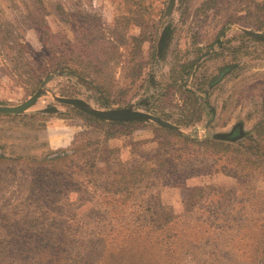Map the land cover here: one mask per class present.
I'll use <instances>...</instances> for the list:
<instances>
[{
    "label": "rangeland",
    "instance_id": "1",
    "mask_svg": "<svg viewBox=\"0 0 264 264\" xmlns=\"http://www.w3.org/2000/svg\"><path fill=\"white\" fill-rule=\"evenodd\" d=\"M140 24L150 38L135 57L142 69L131 73L127 66L135 59L129 38L141 33ZM166 27L167 48L164 43L159 52ZM86 29L93 32L87 40ZM257 33L264 34V0H0V106L25 103L47 81L44 95L25 114L0 115V260L4 243L20 237L38 245L51 237L79 242L74 251L114 238L105 231L111 219L104 211L110 205L99 197L94 210L90 200V193L103 192V181L112 178L99 173L68 185L67 177L89 171L84 161L91 158L106 173V160L127 163L135 152L144 163L173 149L179 150L175 164L183 172L161 171L155 183L165 213L170 208L174 216H184L186 200L201 187H223L224 193L213 195V206L188 216L202 230L199 247L191 251L211 256L206 264H249L252 240H264V163L241 164L234 151L242 142L234 144L224 135L238 125L246 136L263 114L264 40L252 36ZM90 39L111 43L102 74L90 69L83 78L57 71V65L70 64L81 72L78 65L86 61L82 55ZM224 69L229 73L216 81ZM94 79L104 89L91 83ZM188 90L199 97L191 110L202 120L178 127L174 122L183 117ZM58 97L81 99L96 110L132 108L207 143L185 144L152 121L113 126L59 103ZM50 108L59 112L43 113ZM62 152L69 158L52 161ZM145 167L158 171L160 162L154 159ZM216 170L225 173L193 176ZM148 198H138L136 206Z\"/></svg>",
    "mask_w": 264,
    "mask_h": 264
},
{
    "label": "trees",
    "instance_id": "2",
    "mask_svg": "<svg viewBox=\"0 0 264 264\" xmlns=\"http://www.w3.org/2000/svg\"><path fill=\"white\" fill-rule=\"evenodd\" d=\"M139 26L141 33L129 38L134 45L131 53L134 57L133 59L140 54L144 43L150 38L147 33L148 30L146 31L141 24ZM91 33H93L91 30H85L84 36L86 40L91 36ZM93 44L94 46H91ZM84 47L85 53L82 56L86 58V61H82L78 65L81 68V72H78L70 64L57 65V71L79 73L83 78H88L87 71L90 69H93L96 74H102L104 66L109 64L106 58L109 56L108 52L111 50V43L103 44L90 39L88 44H84ZM166 48L167 42L164 44V50ZM162 58H164V55ZM129 64L127 69L131 73H136L138 69H142V66L136 59L130 61ZM228 73L229 69H224L221 79ZM91 83L96 84L100 89H104V85L95 79ZM215 83H212L211 86ZM187 94L185 107L181 109V116L183 117L174 122L178 127L187 128L202 120V115L199 114L196 117L197 112L191 110L198 103L199 97L192 90H188ZM189 106L190 108H188ZM262 112L261 119L246 136L239 132L225 139L236 140L234 144L242 142L237 145L240 148L233 149L241 164L253 166L254 164L259 165L264 163V108ZM88 119L93 122H101L92 118ZM164 119L170 121L171 118L170 116L167 118L164 115ZM109 124L117 126L133 125L135 123L124 124L113 122ZM160 129L171 137L176 136V138L185 144L204 145L207 143L191 140L181 133L178 134L163 127H160ZM111 136L113 135L111 134ZM240 139L243 141H240ZM176 152H179V150L172 149L170 151L163 149L154 158L145 159L144 163L136 160L137 154L135 152H133V157L127 163H123L115 158L113 165H110L106 160V173L101 172L102 170L97 167L95 158L84 161L85 168H88L86 170H89L87 171L88 173L73 172L72 176L67 177L69 180L68 185H71V179L81 180L84 183L83 179L85 177H89V180H91L94 178V175L99 173H101L100 177L112 178L111 182L103 181V192H96V188L93 193H90L92 194L90 200L93 202L94 210L98 208L99 201H96V198L99 197H103L106 204L110 205V208L107 207L104 211L108 218L111 219V224L107 223L108 225H105V231L108 234H114V238L109 239L106 236L104 239H100L101 242H98L97 245L90 241L88 246L82 248L83 251H74L79 242L75 243L71 241L67 243L61 239H53L51 237L48 240L42 241L44 244L38 245V241L36 240L32 241L26 237H20L17 240H10L4 243L5 246L2 248L4 253L2 252L0 264H206L211 259V256L199 257L198 254L191 251V249L196 250L199 247L201 241H199L198 237L202 230L199 229L193 218L188 216L197 208L206 209V206H213L211 201L213 195L218 194L217 191L224 193V188L213 185L201 187L199 190L201 191L200 194L186 200L184 216H174L170 208H167L168 212L165 213L166 207L159 199L155 183L159 175H161V171H171L174 174H181L183 172L179 171L180 165L175 164L179 159V156H176ZM62 154V156L52 161L69 158L68 153L62 152ZM87 157L90 158L92 156L87 155ZM154 159L160 162V169L158 171H147L145 162ZM219 172L225 173V171L216 170L209 173L199 172L193 176H208ZM182 184L180 182L179 185L176 183L173 186H182ZM75 192L80 195L82 194L80 190H76ZM140 197H149L150 199L148 198L149 200L145 202L144 206L137 207L136 201ZM202 201H204L203 205H205L203 207ZM111 206L115 207L111 208ZM182 223L185 226H181ZM207 226L210 229L213 228V225L208 222ZM206 237H210V235ZM99 243H101V250H98ZM251 245L253 254L248 258L249 264H264V240L255 238L252 240ZM204 257H207V259H205L204 263H201Z\"/></svg>",
    "mask_w": 264,
    "mask_h": 264
},
{
    "label": "water",
    "instance_id": "3",
    "mask_svg": "<svg viewBox=\"0 0 264 264\" xmlns=\"http://www.w3.org/2000/svg\"><path fill=\"white\" fill-rule=\"evenodd\" d=\"M169 33V29L166 27L162 33V36L160 38L158 48L159 52L162 51L163 44L165 43L167 39V35ZM252 36L258 38V39H263L264 40V34H252ZM222 77V76H221ZM221 77L218 79L220 80ZM47 84V81L45 82L43 88H41L33 97H31L28 101L25 103L19 105V106H0V115H7V116H20L25 114L29 109L34 107L40 98L44 95V87ZM56 100L64 105L74 107L78 110H80L82 113L96 118L100 120H106V121H111V122H117V123H123V122H131V121H144V122H155L161 126H164L166 128H169L174 131H179V128L175 125H172L171 123H168L158 117H155L151 114L143 113L140 111H136L132 108L128 109H115V110H110V111H103V110H96L92 108L88 103L81 99H76V98H65V97H58ZM58 109L56 108H50L46 109L43 111V113H58ZM237 127V126H236ZM235 127V128H236ZM233 129V131L235 130ZM233 131L225 134V137L231 136L233 134ZM241 134H244L243 127H241Z\"/></svg>",
    "mask_w": 264,
    "mask_h": 264
},
{
    "label": "flooded vegetation",
    "instance_id": "4",
    "mask_svg": "<svg viewBox=\"0 0 264 264\" xmlns=\"http://www.w3.org/2000/svg\"><path fill=\"white\" fill-rule=\"evenodd\" d=\"M241 132V127L237 125L236 129L233 131V134Z\"/></svg>",
    "mask_w": 264,
    "mask_h": 264
}]
</instances>
